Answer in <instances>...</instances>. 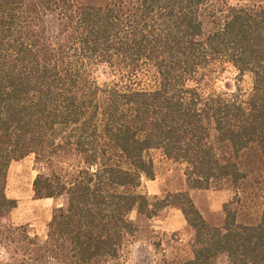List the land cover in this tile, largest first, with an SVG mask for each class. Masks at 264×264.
<instances>
[{
	"label": "trees",
	"instance_id": "trees-1",
	"mask_svg": "<svg viewBox=\"0 0 264 264\" xmlns=\"http://www.w3.org/2000/svg\"><path fill=\"white\" fill-rule=\"evenodd\" d=\"M99 65L117 79L99 85ZM226 67L234 92L212 88ZM252 150L264 195V0H0V264H125L131 214L166 208L193 241L189 257L164 264H264V196L257 224L224 206V223L210 226L189 194L238 189ZM153 152L184 166V191L142 190ZM29 156L34 198L61 201L43 240L5 223L16 207L8 168Z\"/></svg>",
	"mask_w": 264,
	"mask_h": 264
},
{
	"label": "rangeland",
	"instance_id": "rangeland-1",
	"mask_svg": "<svg viewBox=\"0 0 264 264\" xmlns=\"http://www.w3.org/2000/svg\"><path fill=\"white\" fill-rule=\"evenodd\" d=\"M78 5H98L105 0H74ZM232 4H247L260 0H229ZM47 26H57L55 18L48 16ZM92 75L99 85L115 81L116 73L105 65L92 69ZM236 72L226 67L222 77L212 88L224 92H234ZM240 89L248 93L251 89V78L245 75L239 81ZM154 179H143V191L149 195L158 188L164 189L158 197L176 194L185 185L184 166L167 161L159 152H153ZM239 165L247 172V179L238 189L229 184H219L205 191H190L193 203L210 226H221L227 206L236 212V221L243 225H255L261 217L263 205L262 182L263 170L260 167L257 153L246 152L239 159ZM37 175L34 158L29 156L21 161L12 162L8 168L5 193L8 199L15 201L16 207L11 211L5 223L9 226H24L30 236L43 240L46 226L50 221L53 207L61 204L50 199H35L32 183ZM189 192V194H190ZM153 196V195H149ZM138 233L128 246L125 264H164L190 256V245L193 231L186 225L182 226L183 217L180 211L173 208L164 209L156 218L147 220L131 214ZM171 224V226H170ZM165 262H164V261ZM216 264H226L224 257L218 258Z\"/></svg>",
	"mask_w": 264,
	"mask_h": 264
},
{
	"label": "crops",
	"instance_id": "crops-1",
	"mask_svg": "<svg viewBox=\"0 0 264 264\" xmlns=\"http://www.w3.org/2000/svg\"><path fill=\"white\" fill-rule=\"evenodd\" d=\"M185 189H186L185 185H182V186H181V189H180L179 192H182V191H184ZM162 191H164V189H161V188L159 189V188H158V191H154V192H152V194H151L150 192H148V193H149V195L157 196V195L161 194ZM162 193H163V192H162ZM190 195H192L191 192H190ZM170 226H171V224H170ZM182 226H185V221H184V219L182 220Z\"/></svg>",
	"mask_w": 264,
	"mask_h": 264
}]
</instances>
